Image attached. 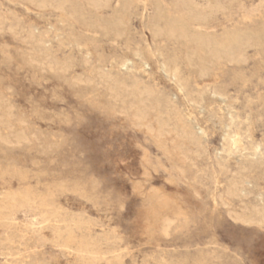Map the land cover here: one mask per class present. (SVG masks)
Returning a JSON list of instances; mask_svg holds the SVG:
<instances>
[{"label": "rangeland", "instance_id": "1", "mask_svg": "<svg viewBox=\"0 0 264 264\" xmlns=\"http://www.w3.org/2000/svg\"><path fill=\"white\" fill-rule=\"evenodd\" d=\"M117 1L111 0L110 7L96 13L78 0L88 19L97 14L110 16ZM176 1L161 0V10H172ZM239 1L223 0L227 7L206 22L209 29L264 27V0ZM0 10L7 17L0 31V98L12 106V116L0 114V264L17 263L16 251L30 246L35 247L32 256L46 264H264V227L231 220L227 210L238 208L237 198L230 199L231 206L219 198L228 178L238 170V162L230 163L225 174L213 166L214 149L222 144V127L215 122L218 116L208 114L216 105L210 104L207 94L200 103H189L157 67L162 55H169L179 59L183 76L192 71L184 58V45L173 38H152L147 27L148 18L156 13L152 0L131 1L127 30L116 40L98 27L88 30L66 18L64 36L54 37L49 22L59 26L57 11L28 8L19 0H0ZM245 13L251 14L250 21L244 20ZM16 23L23 33L31 24L50 28V52L59 60L71 59L73 67L64 73L28 63L27 49L8 30ZM138 49L152 51L143 56L148 65L134 54ZM244 53L246 60L241 64L220 59L219 78L202 84L212 83L211 87L227 96L219 103V113L224 114L230 102L243 141L251 150L246 137L250 121L254 140L264 146V44L246 46ZM126 57L146 68L160 91L177 93L183 112L206 128L211 158L196 159V182L190 175L177 184L168 180L176 176L170 161L142 129L119 113L118 103L100 82L94 70L97 64L116 72L113 64ZM78 75L94 80L78 81ZM18 117L24 119L22 124ZM15 127L23 130L26 139L17 142ZM144 155L149 164L142 161ZM212 167L220 181L216 188ZM256 172L263 178L257 180L259 188L245 198L251 201L257 191L264 199V168ZM153 189L181 199L189 216L187 225L174 223L167 234L147 232L143 220L146 194ZM44 198L49 202L46 208L60 221L47 226L48 238L42 243L19 237L17 229H38L44 224L41 212L45 208L38 203Z\"/></svg>", "mask_w": 264, "mask_h": 264}, {"label": "bare ground", "instance_id": "2", "mask_svg": "<svg viewBox=\"0 0 264 264\" xmlns=\"http://www.w3.org/2000/svg\"><path fill=\"white\" fill-rule=\"evenodd\" d=\"M19 1L28 8L57 11L59 17L56 21L59 26H54L51 21L49 22L50 28L55 30L54 37L64 36L62 23L66 18L67 21L78 23L80 27H86L88 30L98 27L105 34L110 35L112 40H116L124 35L127 30V11L132 0H124L121 4L118 0L114 13L110 16L104 17L97 14L92 19H88L78 0ZM152 1L156 13L149 17L147 22L152 38L154 40L165 37L173 38L174 41L184 45V58L192 71L188 76H183L179 59L175 56L162 55L160 52L162 59L157 61V67L174 81L182 97L186 98L189 103H200L205 97L204 94H207L211 100L210 104L216 105L215 109L210 108L208 110V114L210 117L218 116L219 120H215V122L222 127V144L221 148L214 149L213 166L216 165L218 170L225 174L230 163L238 162V170L228 178L226 185L223 186V190L219 194V198L227 206L232 205L231 198H237L238 208H228L227 210L231 220L264 227V199L262 194L259 191L254 193V201L245 199L252 192V189L259 188L257 180L263 178L256 171L262 167L264 168V146L262 142L254 140L250 121L246 129V137L250 139L251 143V150H248L243 141L245 136L236 123L238 115L232 112L230 102L226 103L228 109L224 113L225 115L219 113L221 109L219 103L224 102L227 96L220 93L215 87H211L212 83L202 84L205 80H211L212 82L219 78L220 69L217 63L220 59L241 64L246 60L244 53L246 46H262L264 44V27L255 29H249L248 26L222 27L219 32L214 28L210 30L206 22L215 12L227 7L223 0H201L202 4H199L197 0H177L172 10H161V0ZM227 1L232 2V0ZM84 2L95 8L96 13H102L105 8L111 6V0H84ZM12 15L16 18L14 14ZM251 17V14H246L244 20L250 21ZM6 19L5 14L0 10V31L4 30ZM18 25L17 23L16 25L10 24L8 30L11 37L27 49L25 59L28 63L47 65L51 68L50 70L57 68L64 73L73 67L71 59L59 60L50 52L47 45V42L51 40L50 28L42 29L38 24H31L27 31L23 33V28H19ZM67 43L74 42L68 40ZM134 54L142 57L144 59L143 63L148 65L149 63L143 56L144 54L151 55L152 51L138 49L134 50ZM84 61H87L86 57ZM115 67L116 72H112L104 68L103 65L97 64L94 70L100 82L106 84L110 96L118 103L119 113L126 115L133 125L142 129L170 161L176 172L175 177L171 175L168 179L171 183L177 184L178 179L185 178L188 175H190L189 177L193 182H196L198 177L196 159L208 155L206 128L198 118L190 117L183 112L181 104L177 101V93L160 91L157 83L152 81L151 73L142 67L140 63L126 57L121 59L120 64H113L112 68ZM126 78H130L131 83L128 84ZM76 79L92 82L94 77L87 76L83 79L81 75H78ZM11 107L0 98L1 117L9 118L12 116ZM1 122L2 119H0ZM17 122L22 124L24 119L18 117ZM22 131L15 127L14 136L17 142L26 139V135L24 136ZM0 137L2 138L1 135ZM142 157V161L149 164V158L146 155ZM207 157L211 158L209 155ZM211 173L214 177L213 186L216 188L219 186L220 181L214 175L216 173L215 168H211ZM212 199L215 201L213 196ZM146 200L148 207L145 209L147 210L146 219L143 220H146L144 224H146L147 232L167 234L174 223L176 226L187 225L189 221L188 212L182 206L179 197L153 189L146 194ZM38 203L45 208L41 212L43 213L42 216H45L44 224L38 229L24 228V230L17 229L16 232L19 237L25 238V240L42 243L48 238L44 233V230L48 228L47 226L60 220L55 213L46 208L49 202H46L45 198ZM0 217L3 218V216ZM3 232L5 233V230ZM28 248L24 251H16L17 257L15 259H17V263L11 262V264H46L32 256L35 251L34 246Z\"/></svg>", "mask_w": 264, "mask_h": 264}]
</instances>
